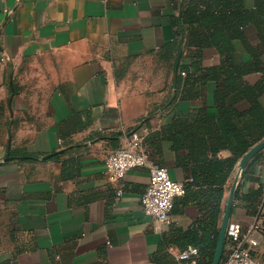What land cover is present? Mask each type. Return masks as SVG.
Returning a JSON list of instances; mask_svg holds the SVG:
<instances>
[{
    "label": "crops",
    "instance_id": "crops-1",
    "mask_svg": "<svg viewBox=\"0 0 264 264\" xmlns=\"http://www.w3.org/2000/svg\"><path fill=\"white\" fill-rule=\"evenodd\" d=\"M182 1L0 0V264H180L173 254L181 250L161 241L174 228L187 230L197 208L178 198L170 224L158 223L140 205L148 169L111 181L105 160L140 128L154 163L176 182L190 178L168 130L202 106L214 115L216 85L183 97L176 76L191 63L185 37L189 54L173 71L159 55L178 42ZM243 4L252 10L255 0ZM243 33L246 45L232 42L234 63L251 60L252 49L264 65L255 27ZM219 62L214 49L203 51V66ZM259 79L245 76L250 85ZM240 160L224 185L223 213L237 179L228 225L247 228L260 199L264 149L241 173Z\"/></svg>",
    "mask_w": 264,
    "mask_h": 264
},
{
    "label": "trees",
    "instance_id": "trees-1",
    "mask_svg": "<svg viewBox=\"0 0 264 264\" xmlns=\"http://www.w3.org/2000/svg\"><path fill=\"white\" fill-rule=\"evenodd\" d=\"M248 25L255 27L264 48V0H255L252 10L244 7L243 0L181 2L180 29L183 28L186 46L192 52L189 55L191 63L177 67L176 81L181 83L183 97L188 99L200 95L208 82L215 83L216 112L212 115L202 106L178 116L168 130L171 150L185 153L177 160L185 163L192 180L184 185L181 205H194L198 217L185 231L172 229L163 236L161 245H174L181 251L188 246L196 247L198 264L212 262L223 215L224 185L229 174L250 149L264 140V108L260 103L264 94V65L252 49H247L251 57L248 62L236 65L233 60L232 42L238 40L246 45L243 28ZM205 49L218 53V65L203 66ZM253 73L259 74L260 79L250 85L245 76ZM144 146L154 163L145 140ZM223 151L229 156L221 157ZM238 188L233 202L238 199ZM255 193L259 197V193ZM243 198L252 200L248 196ZM257 206L253 208V216Z\"/></svg>",
    "mask_w": 264,
    "mask_h": 264
},
{
    "label": "built area",
    "instance_id": "built-area-1",
    "mask_svg": "<svg viewBox=\"0 0 264 264\" xmlns=\"http://www.w3.org/2000/svg\"><path fill=\"white\" fill-rule=\"evenodd\" d=\"M3 12L9 15L7 10ZM144 139L145 133L140 128L128 132L125 146L107 155L105 174L109 180L119 181L129 170L148 169L149 183L140 197L141 208L146 216L169 225L175 200L184 195L185 183L192 180L187 179L183 183L172 180L166 168L155 165L149 159ZM260 190L261 198L252 224L247 228L235 223L227 225L220 264H264V253L259 250L264 244V180ZM121 194L118 190L117 196ZM173 257L180 264H198L199 251L190 246L184 251H176Z\"/></svg>",
    "mask_w": 264,
    "mask_h": 264
},
{
    "label": "water",
    "instance_id": "water-1",
    "mask_svg": "<svg viewBox=\"0 0 264 264\" xmlns=\"http://www.w3.org/2000/svg\"><path fill=\"white\" fill-rule=\"evenodd\" d=\"M264 149V140L257 145H255L252 149H250L240 160L238 164V170L241 173L244 169L248 161L254 157L258 152ZM237 179L234 182L231 191L229 193L228 199L226 201L225 207H224V213L222 218V223L219 231V236L216 244V249L213 255V259L211 264H220L223 254V248H224V241H225V233L226 228L228 225V218L231 212L232 202H233V196L236 188Z\"/></svg>",
    "mask_w": 264,
    "mask_h": 264
},
{
    "label": "rangeland",
    "instance_id": "rangeland-1",
    "mask_svg": "<svg viewBox=\"0 0 264 264\" xmlns=\"http://www.w3.org/2000/svg\"><path fill=\"white\" fill-rule=\"evenodd\" d=\"M184 32H183V28L179 29V35L177 37V44H175L173 47L168 48L166 51L161 52L159 55L161 57H164L167 61V70H172L176 67V64L174 63L176 61V63H179L180 61L183 60L184 56H188L189 53H187V49L185 47V42H184ZM170 61H172V64H169ZM179 61V62H178ZM179 65V64H178ZM141 65H127L126 66V70H128L129 68H133V69H137L140 68ZM181 86V83H178ZM180 86H179V90H180ZM178 91V90H177Z\"/></svg>",
    "mask_w": 264,
    "mask_h": 264
}]
</instances>
